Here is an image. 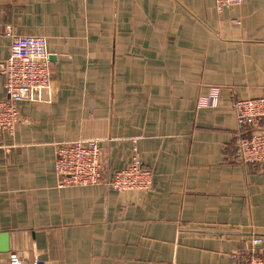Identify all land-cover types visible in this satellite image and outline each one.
<instances>
[{"label": "crops", "instance_id": "0c3cea01", "mask_svg": "<svg viewBox=\"0 0 264 264\" xmlns=\"http://www.w3.org/2000/svg\"><path fill=\"white\" fill-rule=\"evenodd\" d=\"M8 33L45 38L51 92L0 137V264H246L264 164L235 161L232 104L264 98V0H0V62ZM82 138L103 182L138 153L151 188L60 186L55 145Z\"/></svg>", "mask_w": 264, "mask_h": 264}, {"label": "built area", "instance_id": "2783aa9c", "mask_svg": "<svg viewBox=\"0 0 264 264\" xmlns=\"http://www.w3.org/2000/svg\"><path fill=\"white\" fill-rule=\"evenodd\" d=\"M243 0H214L217 11L239 6ZM9 56L0 62L5 96L0 99V137L11 134L20 121L19 104L44 102L51 92V65L47 44L41 36L8 33ZM219 89L211 87L197 100L198 107H216ZM239 135L235 161L264 164V98L245 99L232 104ZM99 140L82 138L58 143L54 149V170L60 186L84 187L103 182ZM152 171L142 166L138 153L129 164L112 172L103 182L115 192L147 191L152 185ZM246 264H264V236L251 240ZM16 263V258H11Z\"/></svg>", "mask_w": 264, "mask_h": 264}, {"label": "water", "instance_id": "95a60500", "mask_svg": "<svg viewBox=\"0 0 264 264\" xmlns=\"http://www.w3.org/2000/svg\"><path fill=\"white\" fill-rule=\"evenodd\" d=\"M2 252H7V248L1 249Z\"/></svg>", "mask_w": 264, "mask_h": 264}]
</instances>
